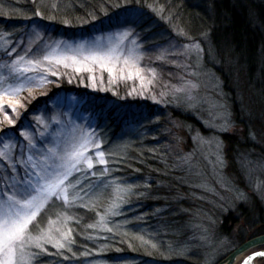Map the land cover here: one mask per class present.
I'll return each instance as SVG.
<instances>
[{"label":"rangeland","instance_id":"1","mask_svg":"<svg viewBox=\"0 0 264 264\" xmlns=\"http://www.w3.org/2000/svg\"><path fill=\"white\" fill-rule=\"evenodd\" d=\"M133 14L138 20V26L134 28V37L139 48L136 57L130 60L127 67L123 63V58L119 63L109 64V67L115 69L113 73L101 70L98 65L92 73L75 72L72 67L52 65L57 70V75L45 73L48 80L52 81L51 84L44 85L43 89L33 88L31 93L27 91L20 93L15 99H19L23 107L18 104L16 112L11 111L5 104V108L11 112L8 118L14 123L9 124L6 119L0 117V124L4 127L2 131L11 132L5 136L0 133V140L12 145L14 157L12 162L15 163L17 171L10 172L6 162L0 161V187L3 186L6 177L23 178L25 169L30 172L31 168L26 163L28 156L33 155V159H36L34 153L37 150L43 151L52 147L58 139L65 138L70 132L71 125L81 129H95V133L102 141L101 150L105 152V158L108 160L109 155L104 148L105 139L103 140L99 127L100 118H103L108 110L109 113L124 114L123 118L127 119L125 126L130 137H135L136 134L137 137L145 136L152 129L156 132L158 140L155 144L160 146L158 159L165 170L166 181L156 184L159 192L153 196L155 198L152 211L144 216L147 218L146 221L153 223V231L141 232L145 235L151 233L148 243H152L155 237L165 242V252L170 254L165 257L168 260L165 264L170 261H174L173 264H217L239 245L236 236L247 222L241 214L242 209L247 208L256 212L258 208H262L264 212V162H251L253 160L247 155L245 160H240L239 163L241 182H235L229 177L227 150L221 136L239 132V128L232 122L230 106L219 77L206 66V50L210 48L206 44L205 36L201 40H195L173 26L170 19L155 20V16L141 10L130 11L117 19L112 28L83 38L51 39L50 32L33 24L14 39L0 32V36L4 37L0 39V45H4V40H7L5 46L11 50L9 56L0 48V72L4 71L3 64L11 62L13 58L18 59L20 56L25 60L36 58L37 47L59 46L58 55H78L81 51L87 54L97 43L115 47L119 43V33L125 30L123 21ZM37 34L43 39L37 40ZM194 42L203 49L199 56L194 50H189ZM124 44L132 47L128 41H124ZM30 47L32 51H29ZM47 66L45 62V67ZM26 75L38 74L32 72ZM93 76L96 77L95 81ZM62 80L74 88L78 87L89 93L91 98L78 97L74 91L57 92L58 88L54 84ZM189 83L196 85L191 91V99L185 92L176 91ZM97 94L101 97L109 94L119 103L108 105L109 108L105 109L104 115H99L89 109V101ZM35 103L40 104L37 111L25 119L24 116ZM147 106H152L156 112L152 119H147L148 115L144 111ZM137 110L139 111L136 112ZM4 111L0 113L3 114ZM174 112L194 117L205 131L187 124ZM24 120L26 123L22 125ZM55 121H60V124ZM22 132L35 138L33 143L36 144V148L31 152L26 147L27 141L20 135ZM123 134L125 131L117 137L118 139H114L112 145L117 155L121 154L119 152L129 143ZM2 146L0 144V147ZM136 148L135 152L146 153L145 143L140 142ZM217 156L223 161L222 164L217 163ZM185 157H190V165L184 164ZM92 159L94 164L92 169L89 170L86 165H82L85 170L74 173L70 178L82 182L80 187L84 191L80 195L83 196V201H76V206L63 210L73 218V211L87 210L101 198L109 196L103 215L96 218L91 224L93 227H88L91 229L89 237L103 241L109 233L120 230L119 228L125 229L126 225L131 226L128 222L131 219L123 221V216L127 212L133 216H141L136 208H129L128 200L133 195L135 199H139L138 191L143 193L148 190L149 183L144 181L141 189L137 191L138 182L131 186L130 182L110 179L108 171L104 172L105 168L108 169V164H98V158L95 156ZM245 164L247 167L243 166ZM93 172L95 175H91ZM118 187L130 191L118 193ZM85 192L88 194L85 195ZM117 195L123 196V199L117 200ZM114 202L119 205L115 209L116 215L107 212ZM81 204L88 207L79 206ZM61 210V202L56 201L52 211ZM101 216L104 217L103 221ZM229 216L231 220L228 219ZM52 218L55 219V216ZM232 219L237 220L236 225ZM75 223L74 219L69 220L68 227L72 228ZM108 228L111 231H107ZM226 231L230 232L228 236L225 235ZM143 234L140 233L142 236ZM61 242L65 243L63 248L55 247L53 242L44 244L46 251L30 249L37 253L31 264H107L102 256H99L101 250L98 248L90 258L71 259L65 253L69 252V249L71 253L75 252L73 242ZM146 246L150 248V252L153 250V246L147 244ZM54 254L62 260L51 262L49 256ZM258 264H264V260Z\"/></svg>","mask_w":264,"mask_h":264},{"label":"trees","instance_id":"2","mask_svg":"<svg viewBox=\"0 0 264 264\" xmlns=\"http://www.w3.org/2000/svg\"><path fill=\"white\" fill-rule=\"evenodd\" d=\"M133 10L152 14L156 17L155 20L168 18L173 26L195 40H201L206 34V44L210 48V51L206 50V66L219 77L230 106L232 122L239 128V132L221 136L227 150V170L232 180L241 182L240 160L244 161L245 156L250 155L253 160L251 162H264V0H0V32L14 39L36 24L50 32L51 39L83 38L112 28L117 19ZM1 58L3 59L2 56ZM56 84L57 92L74 91L78 97L91 98L89 93L78 87L74 88L65 80ZM115 102L119 103L109 94L104 97L97 94L89 101V109L104 115L108 105ZM39 106L40 104H33L24 116L25 119L34 114ZM5 109L3 114L0 113L2 119H5V112L8 117L11 115L7 107ZM144 111L148 115L147 119H152L156 113L152 106H147ZM109 112L108 110L100 118L99 124L103 140L105 139L104 148L108 155L111 153L108 159V177L130 182L131 186L138 182L137 191L144 181L149 183L148 190L143 193L138 191L139 199H135L133 195L128 200L129 208H136L141 216H133L127 212L123 221L131 219L128 221L131 226L119 228L120 230L109 233L103 241H98L89 237L91 227H88L103 215L109 196L101 198L94 207L87 210L77 209L72 212L75 222L79 221V224L72 226L75 252L71 253L70 249L65 254L71 259H87L100 249L99 256L107 264H165L168 262L165 257L170 255L165 252V242L155 237L152 243H148L151 233L145 235L141 232L153 231V223L146 221L144 216L152 211L153 196L159 192L156 184L166 181L165 170L158 159L160 146L155 144L158 140L156 132L152 129L145 136L137 137L136 134L135 137H130L124 114ZM174 114H178L177 117L187 124L205 131L194 117L181 112ZM25 123L24 120L22 125ZM3 128V124H0V131ZM124 131L123 135L129 143L117 155L112 145L114 139ZM0 133L5 136L11 132ZM140 142L146 144V153L134 151ZM241 214L247 222L236 236V242H239L236 248L252 238L264 235L262 208H258L256 212L243 208ZM228 219L231 220V217ZM236 221L232 219V222ZM229 233L226 231L225 235L228 236ZM146 244L153 246L151 252ZM49 257L51 262L62 260L55 254Z\"/></svg>","mask_w":264,"mask_h":264},{"label":"snow or ice","instance_id":"3","mask_svg":"<svg viewBox=\"0 0 264 264\" xmlns=\"http://www.w3.org/2000/svg\"><path fill=\"white\" fill-rule=\"evenodd\" d=\"M123 24L125 30L119 33V43L115 47L97 43L87 54L81 51L78 55H58L59 46L37 47L35 51L38 55L34 59L25 60L23 56H20L18 59L13 58L11 62H5L4 71L0 72V111H4L7 104L11 111L16 112L18 104L23 107L19 99H15L20 96V93L25 91L31 93L33 88L43 89L44 85L51 84L52 81L48 80L45 73L57 75V70L52 65L72 67L75 72L89 73L94 72L95 66L98 65L101 70L113 73L115 69L109 67V64L119 63L123 58V63L127 67L130 60L136 57L139 48L134 37V28L138 26V20L133 14L130 18H126ZM0 39L4 37L0 36ZM36 39L43 38L37 34ZM124 41H128L132 47L129 48ZM7 43V40H4V45H0V48L10 56L11 50L5 46ZM189 50H194L197 56L203 51L195 42ZM29 51H32L31 47ZM32 72L38 75H25ZM92 78L95 81L96 77ZM195 88V84L189 83L176 91L185 92L191 99V91ZM5 119L9 124L14 123L8 118L6 112ZM55 123L60 124V121ZM20 135L27 141L26 147L30 152L36 148V144L33 143L34 137L23 132ZM0 144L3 145L0 147V161L6 162L10 172H16L15 163L12 162L14 159L12 145L2 140ZM102 147V141L95 133V129H81L71 125L70 132L65 138L58 139L52 147L45 148L43 151L37 150L34 153L37 156L36 159H33V155L28 156L26 163L31 171L25 169L23 178L16 176L5 178L3 186L0 187V264H31L37 253L30 249L46 251L44 248L46 243L55 242V247L63 248L65 243L61 241L72 242L73 229L68 227V221L73 218L63 209L76 206V201H83L80 193L84 189L80 187L82 182L79 179L73 181L70 178L74 173L85 170L81 167L82 165H86L89 170L92 169L93 156L98 158V164L107 165L108 160L105 158V152L101 150ZM217 147L219 148V145ZM183 162L190 165V157L183 158ZM217 163H223L219 156H217ZM243 166L247 167L246 164ZM107 171L108 169L105 168L104 172L107 173ZM128 191L130 189L117 188L118 193ZM87 194L85 192V195ZM116 199L121 200L123 196L117 195ZM56 201L61 202L62 210L59 212L52 211ZM79 206L88 207L84 204ZM118 206L114 202L107 212L116 215L115 209ZM53 216L55 219L52 218ZM103 220L104 217L101 216V221ZM76 223L79 224V221L77 220ZM106 230L111 231L110 228ZM255 255L264 257V252H258ZM250 259L252 257L248 258ZM248 260H245L243 264H248Z\"/></svg>","mask_w":264,"mask_h":264},{"label":"water","instance_id":"4","mask_svg":"<svg viewBox=\"0 0 264 264\" xmlns=\"http://www.w3.org/2000/svg\"><path fill=\"white\" fill-rule=\"evenodd\" d=\"M262 247H264V235L257 236L244 242L217 264H243L249 257H252V259L248 260V264H258L259 261L264 260V257L256 256L255 254L264 252V249L258 251L254 250Z\"/></svg>","mask_w":264,"mask_h":264}]
</instances>
